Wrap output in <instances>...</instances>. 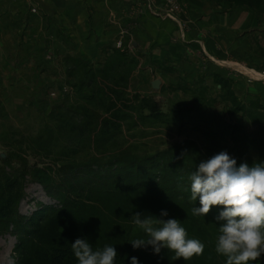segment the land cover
I'll list each match as a JSON object with an SVG mask.
<instances>
[{
    "label": "rangeland",
    "instance_id": "obj_1",
    "mask_svg": "<svg viewBox=\"0 0 264 264\" xmlns=\"http://www.w3.org/2000/svg\"><path fill=\"white\" fill-rule=\"evenodd\" d=\"M88 3L95 8L94 2ZM194 3L227 12L230 23L238 26V31L229 27L223 33L222 48L214 39L218 33L214 28L209 31L207 35L211 36L204 39L207 37L205 44L210 45L211 55L202 57L206 61L222 59L228 71L237 75L238 81L227 78L233 96L217 80L225 78L219 74L196 82V86L179 84L171 90L166 84L163 94L160 88L151 92L138 88L137 76L131 80L138 66L131 42L139 37L137 24L143 19L139 14L144 15V34L148 36L161 28L165 33L173 31L175 36L182 29L193 36L196 27L189 17ZM68 5L75 7L77 1L0 0V196L10 185H14V194L17 190L23 193L15 203L13 221L0 218V264H48L34 257L35 243L27 242L17 223L18 217H29L45 207L60 208L49 186L31 177L34 170H45L49 184L58 189L68 183L65 167L69 164L95 161L113 152L141 160L177 148L183 158L179 163L187 161L194 167L220 151H227L237 164L264 161V2L254 9L239 0L118 1L117 18L108 19L107 25L116 47L108 44L110 48L92 57L97 49L83 40L95 36L84 32L75 9L69 12ZM156 20L162 26H156ZM114 50L136 60L125 70L130 72L126 94L133 100V110L122 121L120 133L104 147L92 133L83 136L74 131L83 117L76 105L103 115L97 97L89 104L84 99L88 90L78 87L87 79V70L103 65ZM135 96L137 100L152 97L163 112L183 109V113L166 121L154 120L147 117V111L137 110ZM187 183L190 185V181ZM172 188L168 184V190ZM163 198L157 193L139 197L124 191H103L95 196L77 192L72 196L77 227L71 241L86 237L93 251H102L105 245L114 247L119 255L113 264H131L133 256L139 264H151V259L144 258V248L134 249L130 243L148 238L131 217L136 212L159 217L161 210H167L169 215L164 219H179L186 239L198 240L204 251L185 261L164 248L162 264H227V255L217 251L221 222L215 218L223 206H213L205 216L194 215L193 208L201 207L199 198ZM18 246L22 251H16ZM37 246L42 252L52 248ZM247 264H264V253Z\"/></svg>",
    "mask_w": 264,
    "mask_h": 264
},
{
    "label": "trees",
    "instance_id": "obj_2",
    "mask_svg": "<svg viewBox=\"0 0 264 264\" xmlns=\"http://www.w3.org/2000/svg\"><path fill=\"white\" fill-rule=\"evenodd\" d=\"M250 8H259L264 0H239ZM136 64V60L125 52H113L106 62L98 66L96 70H87V79L84 78L79 84L78 90L85 88L88 94L84 96L85 101L92 104L96 99L103 115L97 116L89 112L87 106L76 105L77 110L82 113L81 123L76 125L74 131L85 136L91 133L98 137L104 147L121 131V123L133 110V100L126 94L127 81L130 72L125 71L130 64ZM130 71V70H129ZM218 77V76H217ZM217 80L228 93L230 90L229 79L218 77ZM102 82V83H101ZM137 110L147 111V117L158 121H166L167 118L174 119L183 113V109L163 112L159 104L152 97H144L137 100ZM169 114V116L167 115ZM102 150V148H101ZM178 149L169 150L161 154H153L143 159H135L133 155L116 154L113 152L106 157H99L95 161H84L75 166L65 167L67 169L68 183L61 184L58 189L48 182L49 175L45 170H34L32 176L39 183L49 186L53 195L60 201V208L45 207L34 212L29 217H18L19 231L27 236V242H34V257L44 259L48 264H78L71 248L72 235L77 227V220L72 210L75 201L72 199L75 193L81 191L86 195H98L103 191H124L137 193L139 197L158 194L171 198L175 201L191 197L188 175L196 167L183 161L178 154ZM103 156V155H100ZM179 163V164H178ZM75 169V170H74ZM186 174V175H185ZM172 185V191L168 190V184ZM14 185L6 188L0 196V218L4 221H13L14 206L17 199L23 197L20 190H15ZM98 187V190L96 188ZM175 190L177 193H175ZM83 196V195H81ZM79 197V196H75ZM150 199V196H148ZM163 201V203H164ZM151 202V200H150ZM156 200L153 201L155 203ZM191 206V204H188ZM222 209V208H221ZM123 231V230H122ZM37 244L52 246L48 251L40 250ZM16 251H22L21 247ZM163 252L159 255L153 253L151 246L144 248V258L151 259V264H162ZM32 264V262H28Z\"/></svg>",
    "mask_w": 264,
    "mask_h": 264
},
{
    "label": "clouds",
    "instance_id": "obj_3",
    "mask_svg": "<svg viewBox=\"0 0 264 264\" xmlns=\"http://www.w3.org/2000/svg\"><path fill=\"white\" fill-rule=\"evenodd\" d=\"M182 156L185 154L182 153ZM191 200L199 198L201 207H194V215L208 214L213 206H223L216 216L221 235L217 251L227 255V264H247L264 253V161L237 164L227 151H220L201 160L188 176ZM169 215L161 210L159 217L136 212L133 223L144 230L147 239L131 241L134 249L151 246L159 255L167 248L185 261L203 254L204 245L196 239H186L185 228L179 219H164ZM78 264H113L119 254L112 246L93 251L86 237L71 243ZM131 264H139L131 257Z\"/></svg>",
    "mask_w": 264,
    "mask_h": 264
},
{
    "label": "crops",
    "instance_id": "obj_4",
    "mask_svg": "<svg viewBox=\"0 0 264 264\" xmlns=\"http://www.w3.org/2000/svg\"><path fill=\"white\" fill-rule=\"evenodd\" d=\"M67 1L73 3L77 1V6L68 5L67 10L70 12L75 9L74 15L78 17V24L81 23L83 25V30L86 34L90 32L95 36L92 40L87 38L83 40L86 45L88 44L93 49H97L94 53L90 54L91 57L97 53L100 54L105 48H110L107 46L108 44L112 45V49L116 47L114 39H110V36L113 35L108 30L109 27L107 25H110L108 19L113 20L117 18V2L127 0ZM90 1L94 2L95 8L89 5L88 2ZM194 7L192 8L191 17H189L192 26L196 27L193 36L186 35L183 29L179 31V36H175L173 31H170V33L162 32V28L157 29L154 34L150 32L148 36L147 33L144 34V15L139 14L141 15L140 18L143 17L137 24L139 37L137 40H132L131 42L136 52L138 64L131 80L134 76H137L138 88L141 87L143 91L151 92L153 90L151 86L152 81L159 79L161 81L160 93L163 94L167 92V86L171 90L177 88L179 84L191 86V83H193L196 86V82L205 81L215 74H219L225 78H232L235 81L239 80L236 77L237 75L235 76L234 73L228 71L222 59L206 61L205 58H202L204 55H211L210 45L205 44L207 37L204 39V36H211L207 35L209 31L211 32L214 28V33H218V36H214V39L221 42L219 45L222 48L223 33L226 34L229 27H236L234 31H238V26H233L230 23V17L227 12H223L212 6L208 7L205 3L196 5L194 3ZM126 17L128 16L126 15ZM239 17H242L241 14ZM121 22L124 24V19ZM160 25L162 26L156 20V26ZM203 29H206V31ZM173 38L177 40H173ZM201 46L202 48H200ZM130 93H133V90H130Z\"/></svg>",
    "mask_w": 264,
    "mask_h": 264
},
{
    "label": "water",
    "instance_id": "obj_5",
    "mask_svg": "<svg viewBox=\"0 0 264 264\" xmlns=\"http://www.w3.org/2000/svg\"><path fill=\"white\" fill-rule=\"evenodd\" d=\"M160 85H161V81L159 79H155L151 83V86H152L153 90H159Z\"/></svg>",
    "mask_w": 264,
    "mask_h": 264
}]
</instances>
